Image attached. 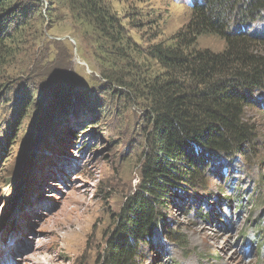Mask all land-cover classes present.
<instances>
[{
	"label": "rangeland",
	"instance_id": "374dc122",
	"mask_svg": "<svg viewBox=\"0 0 264 264\" xmlns=\"http://www.w3.org/2000/svg\"><path fill=\"white\" fill-rule=\"evenodd\" d=\"M14 1L31 20L18 56L0 67V264H103L142 181L146 111L111 90L102 76L110 66L99 60L90 30L73 21L68 0ZM104 1L146 52L202 2ZM199 47L225 49L209 35ZM244 122L254 144L212 159L210 177L182 183L185 193L159 208L165 216L137 264H264V97Z\"/></svg>",
	"mask_w": 264,
	"mask_h": 264
},
{
	"label": "trees",
	"instance_id": "16d2710c",
	"mask_svg": "<svg viewBox=\"0 0 264 264\" xmlns=\"http://www.w3.org/2000/svg\"><path fill=\"white\" fill-rule=\"evenodd\" d=\"M68 5L73 21L90 30L99 60L110 66L102 76L111 90L117 87L115 92L146 111L142 181L122 208L103 263L137 264L141 246L165 216L159 208L185 193L182 183L210 177L212 159L234 157L254 144L255 131L244 118L256 98L264 97V0H203L192 7L187 24L147 52L104 0H68ZM26 13L25 5L0 0V67L26 43L31 20ZM207 35L220 38L225 49H201L199 40ZM173 236L185 246L179 233Z\"/></svg>",
	"mask_w": 264,
	"mask_h": 264
},
{
	"label": "water",
	"instance_id": "95a60500",
	"mask_svg": "<svg viewBox=\"0 0 264 264\" xmlns=\"http://www.w3.org/2000/svg\"><path fill=\"white\" fill-rule=\"evenodd\" d=\"M71 40H72V39H71ZM34 153H35V152H34ZM32 155H33V154H32ZM32 162H33V159H32V161H31V164H29V168H28V169L31 168L30 166L32 165ZM20 165H21V164H20ZM23 168H24V166H23ZM23 168H22V169H23Z\"/></svg>",
	"mask_w": 264,
	"mask_h": 264
}]
</instances>
